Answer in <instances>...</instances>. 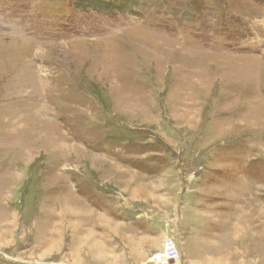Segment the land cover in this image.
<instances>
[{
	"label": "rangeland",
	"instance_id": "374dc122",
	"mask_svg": "<svg viewBox=\"0 0 264 264\" xmlns=\"http://www.w3.org/2000/svg\"><path fill=\"white\" fill-rule=\"evenodd\" d=\"M125 1L0 0V264H264V0Z\"/></svg>",
	"mask_w": 264,
	"mask_h": 264
},
{
	"label": "built area",
	"instance_id": "2783aa9c",
	"mask_svg": "<svg viewBox=\"0 0 264 264\" xmlns=\"http://www.w3.org/2000/svg\"><path fill=\"white\" fill-rule=\"evenodd\" d=\"M180 253L174 240L167 238L164 245V253L157 254L154 258L156 264H167L169 260L180 261Z\"/></svg>",
	"mask_w": 264,
	"mask_h": 264
},
{
	"label": "trees",
	"instance_id": "16d2710c",
	"mask_svg": "<svg viewBox=\"0 0 264 264\" xmlns=\"http://www.w3.org/2000/svg\"><path fill=\"white\" fill-rule=\"evenodd\" d=\"M78 7L85 8L88 7V5H91L92 7H95L96 9H101V8H117L119 6H124V5H118L116 2L114 3L111 0H78L77 2L73 0ZM125 2V0H122Z\"/></svg>",
	"mask_w": 264,
	"mask_h": 264
}]
</instances>
